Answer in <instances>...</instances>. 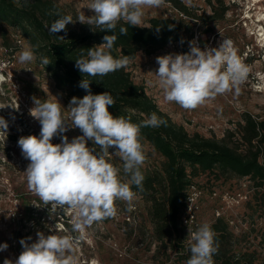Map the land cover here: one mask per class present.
<instances>
[{
  "label": "rangeland",
  "instance_id": "obj_1",
  "mask_svg": "<svg viewBox=\"0 0 264 264\" xmlns=\"http://www.w3.org/2000/svg\"><path fill=\"white\" fill-rule=\"evenodd\" d=\"M57 1L74 19L81 11L86 16L93 14L86 7L90 0ZM183 1L202 16L199 20L187 19L194 24L195 35L206 40V45L201 49L217 47L223 39H230L237 54L249 67L248 78L241 86L240 93L218 95L209 103L191 111L175 103L165 102L158 86L155 83L149 85L148 82H155L153 73L159 67L156 58L182 53L179 51L180 48L185 51L182 43H169L152 54L140 51L129 65L132 77L145 87L160 109L168 113L175 122L183 124L190 133L199 132L207 137L222 139L228 131H235V137L238 138L239 123H243L245 113L264 119V41L260 34L264 32V20L257 21L259 12L264 10V0L260 1L256 9L248 8L249 1L252 3L253 0H212L219 11L224 5L228 7L223 18L212 20L205 18L213 11L210 0ZM164 16L180 17L181 14L169 0H165L162 7L145 10L142 25H149L153 17ZM206 21L209 23L206 24ZM70 24L75 28L84 25L79 21ZM189 35L185 34L188 46L190 41H196ZM6 36L9 37V48L6 47ZM19 38L22 39L21 43ZM29 46H32L31 43L22 35L20 29L0 20V117L5 118L9 124L6 139L0 138V244H8L5 251H0V264L5 259L15 261L18 258L22 251L19 243L21 239L31 236L32 240L28 242L32 243L37 239V232L48 235L51 234L49 229H56L58 234L63 235L71 228L70 214H64L62 210L53 214L50 205L40 204L38 197L27 189L24 171L29 161L22 156L18 139L21 136H39L41 126L29 114L33 107L32 97H56L64 107L65 114L70 104L66 93L57 87L55 79L40 63L37 54L35 63L18 62V53ZM63 135L71 141L82 133L76 128L69 129ZM60 142L59 136L52 140L54 144ZM87 146L94 147L92 141H88ZM144 148L147 154L144 167L159 165L161 157L149 144ZM114 152L115 148L110 154ZM261 161L264 163V153ZM110 162L115 166H122V161L114 155ZM199 180L202 181L200 185L206 188L198 215L200 225L207 222L212 226L220 219L228 225L229 234L226 239L224 242L218 241L219 247L225 252L221 253L224 255L223 260L219 259L215 264H227L226 261L231 255L236 258L246 255L252 261L246 264H264V188H258L249 177L210 182L204 176ZM213 188L218 193L215 198L211 196ZM226 191L232 194L242 192L247 195V199L239 205L229 206L222 198ZM34 204H40V207ZM116 204L117 217L93 225L78 243L77 264H185L176 249L157 239L149 214L151 204L142 195L137 193L134 210L131 212L127 211L125 202L117 201ZM217 208L222 211L221 216L216 215Z\"/></svg>",
  "mask_w": 264,
  "mask_h": 264
},
{
  "label": "clouds",
  "instance_id": "obj_2",
  "mask_svg": "<svg viewBox=\"0 0 264 264\" xmlns=\"http://www.w3.org/2000/svg\"><path fill=\"white\" fill-rule=\"evenodd\" d=\"M14 3L23 7L27 0L23 3L22 0H14ZM164 4L165 0H90L86 5L93 13L90 16L82 11L75 19L70 14L61 15L59 10L50 13L58 17L50 28L46 25L51 34L66 33V26L77 21L89 25L92 30L95 28L112 34L103 37L104 43L87 49L86 55L82 51L75 60V67L83 76L79 87L88 94L83 98L72 97L67 114L56 97L40 99L33 96L29 114L41 126L39 136L28 135L18 139L21 154L29 161L24 171L27 189L38 197L40 204L50 205L53 214L58 210L70 214L71 228L63 235L56 229H49L51 234L48 235L37 232V239L32 243L28 242L32 240L31 236L21 239L22 251L18 258L15 261L5 259L3 264H77L78 243L93 225L117 217V201L125 202L127 211L134 210L137 191H144L145 176L141 169L147 162L141 128L167 126V121L155 112L139 124L124 116L114 117L109 111V106L115 104L112 94L107 91L92 94V80L84 77H104L126 69L132 58L111 54L118 39L115 34L118 24L123 21L140 27L146 9L159 8ZM173 27L169 25V30ZM155 30L159 32L161 26ZM119 32L127 35L128 28L121 25ZM180 42L183 44L184 40ZM189 49L186 53L156 58L159 67L154 73L150 72L156 79L148 83L158 86L165 102L191 111L218 95L240 93L250 69L230 39H223L217 47L204 49L193 40L189 42ZM37 59L32 46L23 48L17 56L21 64L35 63ZM39 60L43 66L52 62L47 56H41ZM8 127V121L0 117V138L6 139ZM76 128L82 135L69 141L63 134ZM57 136L61 142L52 143ZM88 141H92L94 147L89 148ZM96 147L99 152H96ZM113 147L115 152L110 154L109 149ZM113 155L122 161V168L110 162ZM40 204L34 205L40 207ZM188 235L190 258L186 264H214L213 257L219 251V243L210 223H202L195 231L188 228ZM7 248V243L0 244V251Z\"/></svg>",
  "mask_w": 264,
  "mask_h": 264
},
{
  "label": "trees",
  "instance_id": "obj_3",
  "mask_svg": "<svg viewBox=\"0 0 264 264\" xmlns=\"http://www.w3.org/2000/svg\"><path fill=\"white\" fill-rule=\"evenodd\" d=\"M184 16L153 17L149 25L130 26L123 21L118 24L115 42L111 54L114 57L129 55L134 60L140 51L147 54L155 53L170 42L184 40L185 51L188 52L187 37L194 38V24L188 18L202 19L183 0H169ZM212 13L206 15L207 20L223 18L227 6L221 11L210 0ZM23 3V0H22ZM59 10L61 15H69L57 0H27L23 7H18L14 0H0V20L20 29L38 55L47 56L52 61L44 68L52 75L57 87L66 93L68 102L72 97L83 98L88 92L79 87L83 79L82 74L75 67V60L83 51L104 43L103 37L111 35L91 29L89 25L78 28L71 24L66 26L67 32L51 34L46 25L58 17L50 13ZM209 22L206 21V24ZM128 28L127 35H121L119 27ZM169 25L174 26L169 30ZM161 30L156 32V27ZM60 37H63L61 39ZM6 36V47H11ZM200 48L206 45V40L199 36ZM181 43V42H180ZM130 65V64H129ZM92 80L90 90L92 94L110 92L115 104L109 106L114 117L124 116L133 123L139 124L143 119L155 112L167 121V126L158 128L142 127L141 137L145 146L149 144L153 151L161 157L159 165L143 167L145 176L144 191L138 192L150 202L149 214L154 225L157 239L176 249L181 254L185 264L190 258L187 234L181 221V213L190 184L201 177L207 176L212 180L227 181L233 178L249 177L259 188H264V163L261 157L264 153V119H257L249 113L243 116V123H239V135L235 131H228L224 138L207 137L199 132L190 133L183 124L175 122L172 117L160 109L156 101L146 92L142 84L134 81L129 66L104 77H84ZM114 149L110 148L109 152ZM96 152L99 148L96 147ZM122 168V166H121ZM121 175L123 173L121 172ZM217 241L224 242L228 232V225L222 219L212 225ZM225 253L219 247L214 255V264L223 260ZM250 259V258H249ZM246 255L236 258L231 255L227 264H243L252 262Z\"/></svg>",
  "mask_w": 264,
  "mask_h": 264
},
{
  "label": "built area",
  "instance_id": "obj_4",
  "mask_svg": "<svg viewBox=\"0 0 264 264\" xmlns=\"http://www.w3.org/2000/svg\"><path fill=\"white\" fill-rule=\"evenodd\" d=\"M180 14L181 16H184L183 13H180ZM194 38L196 39L197 45L200 47L199 41H198L199 35H195ZM18 41L19 43H21L22 39L19 38ZM170 43L179 44L180 42L176 41V42H170ZM179 51L182 53H185L184 49L182 48H180ZM201 182L202 181H200L199 179H195L190 184L188 188L186 200H185V206L181 213V221L183 225L185 226L188 239H189L188 228H191L193 231H195L197 227L200 225L198 215H199V211L201 210V205H202L201 201L206 194V188L200 185ZM217 195H218L217 190L213 188V191L211 192V196L215 198ZM222 196H223L222 197L223 201H225V203H227V205L229 206L239 205L242 201H244V199H247V195H244L242 192L232 194L229 191H226L223 193ZM221 214H222V211L219 208H217L216 215L221 216Z\"/></svg>",
  "mask_w": 264,
  "mask_h": 264
},
{
  "label": "bare ground",
  "instance_id": "obj_5",
  "mask_svg": "<svg viewBox=\"0 0 264 264\" xmlns=\"http://www.w3.org/2000/svg\"><path fill=\"white\" fill-rule=\"evenodd\" d=\"M260 1L262 2V0H253L252 3H251V1H249L250 4H249L248 8L254 7L256 9L258 7V4L261 3ZM249 16H251L250 13H249ZM258 16H259V19L257 21L264 20V10L260 11L259 14H258ZM260 34H261V36H263L262 41H264L263 40L264 39V32L263 33L261 32Z\"/></svg>",
  "mask_w": 264,
  "mask_h": 264
}]
</instances>
